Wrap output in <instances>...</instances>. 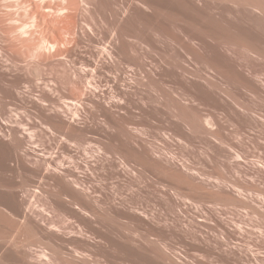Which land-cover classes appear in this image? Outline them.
<instances>
[{
	"label": "rangeland",
	"instance_id": "374dc122",
	"mask_svg": "<svg viewBox=\"0 0 264 264\" xmlns=\"http://www.w3.org/2000/svg\"><path fill=\"white\" fill-rule=\"evenodd\" d=\"M121 1L0 2V264H264V0ZM112 13L118 30L135 21L99 82L122 98L113 120L76 87Z\"/></svg>",
	"mask_w": 264,
	"mask_h": 264
},
{
	"label": "bare ground",
	"instance_id": "6f19581e",
	"mask_svg": "<svg viewBox=\"0 0 264 264\" xmlns=\"http://www.w3.org/2000/svg\"><path fill=\"white\" fill-rule=\"evenodd\" d=\"M71 2L73 1L74 3H75V0H70ZM119 1H121V0H119ZM127 1V4H129L128 5V8L126 9V10H128L129 9V11L131 12V13H134V12H136L137 11V6H136V2H135V0H126ZM0 2H1V0H0ZM5 2H6V0H5ZM122 3H124L125 1H121ZM144 2V1H143ZM7 3H8V0H7ZM144 4H147V3H145L144 2ZM1 5H2V3H1ZM6 5V4H5ZM10 5V4H9ZM12 5V4H11ZM118 5V4H117ZM255 8H257V9H259V10H262V11H264V6L262 5V4H258V3H253L252 4ZM112 7H113V5H111ZM121 6V5H120ZM3 7H4V3H3ZM6 7H9L8 5H6ZM6 7H4V8H6ZM115 7H117V6H115ZM125 8V7H124ZM0 9H1V7H0ZM6 9H8V8H6ZM3 10V9H2ZM118 9H116L115 11H117ZM123 10H125V9H123ZM1 11V10H0ZM3 12H5L4 10H3ZM7 12H8V10H7ZM111 12V11H110ZM8 13H10V12H8ZM7 13V14H8ZM107 13V12H106ZM109 13V12H108ZM119 13H121V11L119 12ZM123 13V12H122ZM121 13V14H122ZM126 13V12H125ZM2 13H0V15H1ZM120 14V15H121ZM112 15H113V13H112ZM115 15V16H114ZM113 15V19L111 18L109 21H106V23L109 25V27H108V29L106 30V33H108L109 35H111V37H110V41L106 44V46H103V47H101L100 48V51L97 53V58H96V60L98 61V63H100L101 64V66H95L94 68H92L91 69V71H89V69H83L82 71H78V76L77 77H80L81 78V80L82 79H86V80H84V81H87V87H86V84H84L85 86H83L82 84L83 83H81V81L80 82H76V87H77V94L78 95H80V96H85L86 94H87V98L89 97V96H92L93 98H94V101H92L90 104H91V107H92V111L95 113V114H103V115H105L106 117L107 116H110L111 115V117H112V115H113V113L111 112V108H112V110H113V108H116V106L118 107V105H120L119 103H118V105H117V103L116 102H119V100L120 99H122V98H120V97H117L118 99H116L115 98V94H114V98L115 99H113V97L112 98H110V99H112V100H109L110 101V103L109 102H107L106 101V96H108L107 94V92H108V89L107 90H105V89H103L102 88V86H101V84H99V82H101L102 80H106L107 78H108V76L107 75H105L104 73H102V70H104V68H106L107 66L105 65V64H112V63H114V64H112V65H118L119 64V62H120V57L119 56H116L115 57V54H116V51L117 50H125V52H130V50L133 48V46H135V44H134V41H131V40H129V38L128 37H124V35L122 34V33H125V32H122V31H124L126 28H127V31H128V35L130 34L131 35V32H133V30L135 29L134 27H135V24H134V20L133 19H127L126 20V27L125 26H123L125 29L124 30H118V28L121 26H118V28L116 27L117 25H115L117 22V17H116V15L117 14H114ZM5 16V15H4ZM4 16L2 15V17L4 18ZM10 16V15H9ZM9 16H7V18L9 17ZM182 16V15H181ZM12 17V16H11ZM118 17H119V15H118ZM170 17V16H169ZM175 17V16H174ZM3 18H0V19H3ZM7 18H5V19H7ZM14 18V17H13ZM9 19V18H8ZM12 19V18H11ZM168 19H170V18H168ZM178 19V18H177ZM14 20V19H13ZM171 20V19H170ZM4 21V20H3ZM9 21V20H8ZM171 21H173V20H171ZM171 21H170V23H171ZM14 22V21H13ZM167 22V24H169L168 23V21H166ZM174 22V21H173ZM173 22H172V25H173ZM181 22V21H180ZM180 22H179V24H180ZM8 23V22H7ZM137 23V22H136ZM71 24H74V20L73 21H71ZM167 24H164V26L166 25V30H169L170 28H174V27H172V25H171V27L169 28V26L167 25ZM175 24V23H174ZM137 25V24H136ZM15 26V25H14ZM18 26V25H17ZM177 26H181V25H177ZM183 26V25H182ZM179 27L177 28V29H179ZM10 28H12V27H10ZM14 28V29H13ZM12 29L13 30H15L14 32H17V34L19 33V35H25V34H23V33H27V32H25V29L27 28V26L25 25V24H23V25H20V26H18V27H13ZM95 28V27H94ZM182 28V27H181ZM97 29V28H96ZM28 30V29H27ZM26 30V31H27ZM93 30V28H91V27H89V31L87 30V36H88V38H89V34H88V32H90L91 33V31ZM173 29H171L170 31H172ZM122 33H121V32ZM174 31V30H173ZM173 31H172V33H173ZM175 32V31H174ZM179 32H180V30H179ZM185 31H183V33H184ZM170 33V32H169ZM176 33V32H175ZM98 34V33H97ZM96 34V35H97ZM179 34V33H178ZM185 34V33H184ZM28 35V34H27ZM92 35H93V33H92ZM178 36V35H177ZM185 36V35H184ZM23 37H25V36H23ZM91 37V36H90ZM173 37V39H174V36H172ZM175 37H176V35H175ZM181 37H183V36H179V39H177L176 38V42L178 43V41L177 40H183L185 37H183L182 39H181ZM26 38V37H25ZM91 38H93V37H91ZM128 38V39H127ZM18 40V39H17ZM21 40V39H20ZM23 40H21V42H22ZM28 41V40H27ZM25 42V41H24ZM183 42L185 43L186 42V39H185V41L183 40V41H181L180 43H178V44H181L182 43V46H183ZM43 44L44 43H42V42H37L36 43V45H35V51H33V53H34V55L33 56H37V57H39L40 58V63L41 64H48V60H49V62H50V59H51V57L53 56L52 54H50L49 55V57L47 56L46 57V55H45V57H43L41 54L39 55V53H38V51L40 50V49H42L43 48ZM54 44V43H53ZM134 44V45H133ZM44 45H46V44H44ZM51 45V44H50ZM186 45V44H185ZM47 46V45H46ZM181 46V45H180ZM51 47H54L53 45H51ZM51 47H50V49L49 50H47V51H49L50 53L52 52V50L54 51L55 50V47L53 48V49H51ZM47 48H49V46L47 47ZM181 48V47H180ZM128 49H130L129 51H128ZM179 49V47L177 46V50ZM34 50V49H33ZM46 50V49H45ZM127 50V51H126ZM181 50V49H180ZM182 50H184V48L182 49ZM120 51H118L119 53H122V51L120 52ZM179 51V50H178ZM251 51V50H250ZM253 52H254V50H253ZM48 53V52H47ZM61 54H59V53H57V54H59V55H62L63 53L62 52H60ZM180 53V51L178 52V54ZM56 54V55H57ZM260 54L262 55H260V57H258L259 59L261 58V57H264V51H260ZM54 56H55V54H54ZM180 56V55H179ZM258 56H259V54H258ZM263 60V59H262ZM65 62H67V61H65ZM68 63V62H67ZM66 63V64H67ZM96 64H97V62H96ZM99 64V65H100ZM110 64V65H111ZM104 65H105V67H104ZM109 66V65H108ZM104 67V68H103ZM113 67V66H112ZM239 67V66H238ZM69 69V65L68 66H66V70H65V72H66V74L68 73V69ZM108 68V67H107ZM70 69H71V67H70ZM69 69V71L71 72V70ZM73 71V70H72ZM98 71L100 72L99 74H95V73H98ZM218 71H220V70H218ZM73 73V72H72ZM112 73V72H111ZM113 73H114V71H113ZM70 74V73H69ZM76 75V74H75ZM80 80V79H79ZM115 80H116V77H115ZM83 80H82V82H84ZM51 82V81H50ZM54 83V82H53ZM85 83V82H84ZM45 84H46V82H45ZM47 85H48V83H47ZM50 85V84H49ZM54 85H55V83H54ZM44 86V85H43ZM52 86L53 85H51V86H48L47 87V89L49 90V91H52L53 89H52ZM42 87V86H41ZM87 88V89H86ZM55 89H57V88H55ZM86 90H87V92H86ZM113 90V89H112ZM45 91V90H44ZM116 92H118V93H116V95L117 94H119L118 96H120V94H123V90L121 91V89L119 88V87H116V90H115ZM53 92V91H52ZM113 92V91H112ZM43 93V92H42ZM45 93V95H47L46 94V92H44ZM110 93H111V91H110ZM52 94V93H51ZM42 95V94H41ZM49 95V94H48ZM112 96V95H111ZM45 97H47V96H45ZM110 97V96H109ZM42 99H43V97H41ZM49 98V97H48ZM47 98V99H48ZM120 98V99H119ZM42 99H40V100H42ZM177 99H179V97L177 98ZM39 100V99H38ZM40 100L38 101V102H40ZM45 100V99H44ZM117 100V101H116ZM50 101V100H49ZM42 102V101H41ZM47 104H49V103H47ZM39 105V104H38ZM40 105H42V103L40 104ZM40 108H41V106H39ZM42 107H44V106H42ZM69 108H71L70 106H68ZM69 108H68V110H69ZM47 110H48V108H46ZM44 110V109H43ZM50 111V110H49ZM53 115V114H52ZM56 115L57 114H55V116L53 117L54 119H55V117H56ZM50 117H52V116H50ZM59 116H57V118H58ZM111 117H108V118H110L111 119ZM60 118H62V117H60ZM113 118L114 117H112V120H113ZM115 119H116V117H115ZM114 119V120H115ZM179 121H181V124L182 123H187L186 122V120L183 118V117H179L178 116V118H177ZM62 120H64L63 118H62ZM116 120H119V119H116ZM56 121H58V120H56ZM55 121V122H56ZM61 121V120H60ZM66 121H68V120H66ZM207 121V123H211L209 120H206ZM65 122V121H64ZM113 122H115V121H113ZM116 122H118V124L120 123V120L119 121H116ZM56 123H58V122H56ZM66 123V122H65ZM64 123V124H65ZM189 124H190V126H191V129H193V130H200V129H202V127H203V125H202V123H201V118L199 117V116H196L194 119H192V120H189V122H188ZM62 124H63V122H62ZM180 124V123H179ZM185 125H187V124H185ZM184 126V125H183ZM188 126V125H187ZM186 126V127H187ZM185 127V126H184ZM17 140H18V137H17ZM20 140V139H19ZM18 140V141H19ZM116 140V139H115ZM115 140H113V142L115 141ZM117 140H118V138H117ZM20 142V141H19ZM116 142H118V141H116ZM113 144V143H112ZM115 145H116V143H115ZM16 146H17V144H16ZM18 147V146H17ZM134 146L131 144V149H128V151H130L131 153H134V154H136L138 157H140V158H142V156H144L145 157V155H146V153H139L138 151L139 150H137V149H135V148H133ZM128 148H130V145H129V147ZM17 149H16V153H17ZM98 153L96 154V157H101V153H104V152H101V151H97ZM94 154H95V152H94ZM142 156H141V155ZM92 155V154H91ZM92 156H94V155H92ZM103 156V155H102ZM114 156H115V154L113 153V155L112 156H110V155H106V157H107V159L106 160H108L109 162H111L110 164H111V167H112V170H113V172H114V174L118 177V178H123V176H127V175H130V176H133V175H131L130 174V172L128 171L129 170V166L125 163V161L123 160L122 161V159L121 158H119L118 160L120 161V162H117L116 160L117 159H115L114 158ZM18 158V157H17ZM91 158H93V157H91ZM146 158V157H145ZM20 159V158H19ZM97 159V161H98V158H96ZM95 159V160H96ZM101 159V158H100ZM102 161V160H101ZM108 161H106V162H108ZM115 162H117V163H115ZM96 163V162H95ZM98 163V162H97ZM99 163H100V161H99ZM102 164V163H101ZM99 166V165H98ZM102 166V165H101ZM103 167V166H102ZM99 168V167H98ZM100 169V168H99ZM95 171V170H94ZM132 172H135L134 170L132 171ZM135 174V173H134ZM178 174V173H177ZM74 176H72V178H73ZM76 177V176H75ZM74 177V178H75ZM183 177V176H182ZM184 179H185V177H183ZM131 179V178H130ZM76 181H78V180H76ZM63 183H64V181H62ZM67 182H69V180L67 181ZM75 182V181H74ZM63 183H62V185H63ZM58 184V183H57ZM66 184H69V183H66L65 182V186H68V185H66ZM61 185V184H60ZM57 186V185H56ZM57 188V187H56ZM60 188H62V187H60ZM68 188H70V185L66 188L65 187V189L67 190ZM64 189V185H63V188H62V190ZM64 189V190H65ZM58 190H60L59 188H58ZM63 192L64 191H60V192H57L58 193V196L60 197V198H62L63 199V197H62V195H63ZM166 195L168 196V199H170L171 200V202H173L174 204L176 203L177 204V206H178V201L180 200V197L177 195V193L176 192H170V193H166ZM179 199V200H178ZM169 202V201H168ZM170 202V203H171ZM169 205V204H168ZM173 205V204H172ZM78 208H81L80 206H77ZM175 207V206H174ZM173 207V208H174ZM171 208V207H170ZM177 209H178V207H177ZM173 210V209H172ZM24 211H27V210H24ZM27 213V212H26ZM26 213H25V215H26ZM84 213V212H83ZM86 213V212H85ZM84 213V214H85ZM24 215V216H25ZM85 215H88V214H85ZM32 222V221H31ZM30 222V223H31ZM35 223V222H34ZM34 223H31V224H34ZM31 224H29V225H31ZM38 225V224H37ZM35 226H36V224H35ZM34 226V227H35ZM38 227V226H37ZM116 251H118L119 250V248H114ZM114 250V251H115ZM121 250V249H120ZM119 250V251H120ZM122 251H123V249H122Z\"/></svg>",
	"mask_w": 264,
	"mask_h": 264
}]
</instances>
